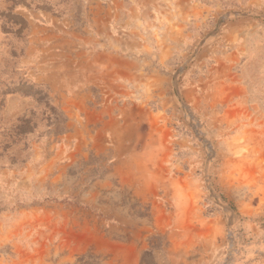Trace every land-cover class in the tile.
Here are the masks:
<instances>
[{"label":"rangeland","instance_id":"1","mask_svg":"<svg viewBox=\"0 0 264 264\" xmlns=\"http://www.w3.org/2000/svg\"><path fill=\"white\" fill-rule=\"evenodd\" d=\"M0 264H264V0H0Z\"/></svg>","mask_w":264,"mask_h":264},{"label":"crops","instance_id":"2","mask_svg":"<svg viewBox=\"0 0 264 264\" xmlns=\"http://www.w3.org/2000/svg\"><path fill=\"white\" fill-rule=\"evenodd\" d=\"M99 54V52H96ZM103 57L102 61L98 63H93V61H89L88 63L92 65L95 69L98 70V76L91 81L87 80V84H94V82H107L112 81V78H117L118 76H122L124 65L128 64V67L124 69V77L127 78H138L140 77V73L142 70L143 63H140L137 58H126L121 56H117V52L111 49L108 45L104 47L103 50L100 51L99 54ZM116 58H115V57ZM119 57V58H118ZM112 60L115 63L113 64ZM124 62V63H123ZM123 63V64H122ZM140 69V73H139ZM139 73V74H138ZM86 80V79H85ZM130 80V79H129Z\"/></svg>","mask_w":264,"mask_h":264}]
</instances>
